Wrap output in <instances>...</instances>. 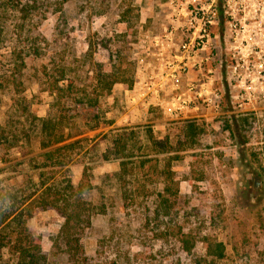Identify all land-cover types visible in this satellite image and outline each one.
<instances>
[{"label": "rangeland", "instance_id": "1", "mask_svg": "<svg viewBox=\"0 0 264 264\" xmlns=\"http://www.w3.org/2000/svg\"><path fill=\"white\" fill-rule=\"evenodd\" d=\"M212 3V45L201 56L212 52L204 71L215 106L198 102L192 116L165 123L160 108L130 101L126 89L143 77L140 57H156L154 40L170 37L164 47L177 51L186 36L172 28L184 22L180 5L211 0H34L28 19L2 14L0 192H28L54 175L82 182L89 207L77 248L60 239L54 209L32 211L26 224L44 264H264V51L256 57L235 41L223 0ZM195 79L190 70L177 88ZM39 118L60 121L70 137L42 148ZM215 243L221 257L207 252ZM0 254V264H15L9 247Z\"/></svg>", "mask_w": 264, "mask_h": 264}, {"label": "built area", "instance_id": "2", "mask_svg": "<svg viewBox=\"0 0 264 264\" xmlns=\"http://www.w3.org/2000/svg\"><path fill=\"white\" fill-rule=\"evenodd\" d=\"M212 2L208 8L180 5L179 11L184 10V22L172 28L185 31V38L177 42L176 52L164 47V44L169 45L170 37L168 41L154 40V45L159 47L157 55L147 57L153 61L146 66L149 68L147 76L138 82V86L132 87L130 101L150 100L149 103L173 120L189 117L198 102L215 106L217 95L212 90V71L209 68L204 71V64L213 60L212 52L201 56L212 45L211 27L216 12ZM222 13L234 40L260 57L264 51V0H223ZM142 60L144 66L146 60ZM190 70L197 73L198 79L177 88L179 78ZM162 93H166L165 97Z\"/></svg>", "mask_w": 264, "mask_h": 264}, {"label": "trees", "instance_id": "3", "mask_svg": "<svg viewBox=\"0 0 264 264\" xmlns=\"http://www.w3.org/2000/svg\"><path fill=\"white\" fill-rule=\"evenodd\" d=\"M34 8V0H0V42L5 31V19L2 14L6 11H15L21 14L22 19L26 17L28 19V17L34 15ZM16 56L21 57L19 53H16ZM20 64H22L21 61ZM2 87L3 84L0 81V92ZM67 90L68 87L56 88L57 94L61 97L65 96L66 93L64 92ZM38 120L41 122L42 139L40 145L42 148L70 137L69 134L67 136L63 134L60 121L50 118H39ZM186 124V133L195 130V123L192 120L186 121ZM118 143L120 146L117 152H120L126 145L125 141H119ZM70 144L65 143L46 150V157L51 158L54 151L58 152ZM62 182L56 180L53 175L49 180L42 179L38 188L28 192L13 188L0 192V249L6 246L9 247L15 255V264H44L45 262L46 257L40 248L39 238L30 232L26 224L34 209H54L63 219L59 229L60 239L65 245H74L77 248L81 227L84 224H89V207L87 202L79 197L83 190L82 182L77 186H74L69 179ZM168 187V185H165L163 192H171ZM173 194H176L175 190ZM159 196L163 212L167 213L169 199L163 193H160ZM31 202L34 203L32 206ZM182 242L185 249L189 251L192 243H189L187 239H183ZM222 248L220 243H215L213 246L209 244L207 252L221 257L223 255Z\"/></svg>", "mask_w": 264, "mask_h": 264}, {"label": "crops", "instance_id": "4", "mask_svg": "<svg viewBox=\"0 0 264 264\" xmlns=\"http://www.w3.org/2000/svg\"><path fill=\"white\" fill-rule=\"evenodd\" d=\"M140 58H144L146 60L145 65L143 67V68H145V72L143 73V77H144V76H147V68H146V66L149 65V63H151L153 60L149 61V58H147V57H140ZM131 90H132L131 88L126 89V93L129 92V96H130ZM161 95H162V97H165L166 93H162ZM149 102H150V100H147L146 104H149ZM143 104H144V102H143ZM192 114H193V110H191V112H189V116H192ZM162 119H163V123H165V121H173V119H171L170 117H168L166 115L162 116ZM175 120H177V119H175Z\"/></svg>", "mask_w": 264, "mask_h": 264}]
</instances>
